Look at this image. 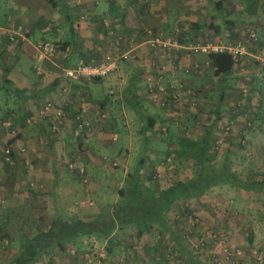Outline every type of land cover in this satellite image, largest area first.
<instances>
[{
  "label": "crops",
  "instance_id": "obj_1",
  "mask_svg": "<svg viewBox=\"0 0 264 264\" xmlns=\"http://www.w3.org/2000/svg\"><path fill=\"white\" fill-rule=\"evenodd\" d=\"M1 1L8 4V0ZM9 1H11V11L3 7L0 9V51L2 52L0 56V114L7 112L10 114L8 117L12 116L13 118V116H16L15 122L16 125H20V130L17 137L13 138L8 133L9 131L2 128L0 124V146L6 144L12 150L8 162H5L0 155V264H10L17 257L22 236H31L38 231H47L56 217L61 218V186L63 184L67 185L61 181L67 171L64 164L68 160L65 155L68 153L67 151L72 153L71 150L74 145L72 140L65 139L61 141L59 136L50 132V126L54 120L53 116L35 125L24 126L22 123L25 116L34 114L46 101L51 100L59 104L60 108L66 113L65 129L71 130L72 134L73 130L77 128L76 126L81 123V120L90 122L94 133L88 137L87 145L82 144L86 146L85 153L82 154L83 156L79 155L78 151L73 153L77 158L79 157L78 163L84 166L88 175L94 176L97 172L102 175L109 164L112 165L109 166L110 170L108 169L111 176L115 177L120 174L123 178L140 160L143 161L144 174L153 171L154 167L156 169L158 163L163 161L164 158L159 160L160 151L155 146L159 143L155 139L158 135V132H156L158 127L156 125L153 130H150L148 119L150 116L157 120L165 118L168 121L170 118L169 116L166 117V115H170L169 113L164 110L161 111L160 107H155L156 105L146 100L145 97L137 95L144 88L140 63L150 57L149 49L143 44L146 41V36L137 37L135 42L137 44L142 43L138 47V57L127 61L134 65L135 73L122 70L121 63L127 62L121 61L119 62L120 65L118 64L115 76H108L105 80L73 82L63 76L61 67L71 63V61L69 62L70 57L76 59L73 62L74 64L85 59L89 62L99 58L98 55H93H95V49H100L101 45H104V49L107 48V44L109 48L114 47L111 38L116 34L118 35V30L120 32L126 31L127 24L124 20L123 2L119 0H53L59 7L63 4L64 7L68 8L75 30V36L71 38L60 8H53L50 0ZM143 4H141V9L145 10L143 14L147 13L149 15L152 5ZM167 11L168 14H164L166 19L158 22L151 13L144 22L145 25L139 28V30H145L141 33H145L150 28L155 29L158 26L160 27L158 30L161 31L174 32L176 28H179V20L183 18V14L180 10L173 8ZM54 18H57L58 23H54ZM103 19L109 20L115 26L113 33L106 32L102 24ZM19 27L29 31L30 37L28 36L24 40L23 35L18 31ZM170 27L172 29L166 30ZM191 27L200 30L202 28L198 24L191 25ZM55 29L59 32L55 39L58 40L59 38L61 42L60 46L57 44L60 48L56 54L60 62L58 60L38 59V43L45 40L33 43L32 35L52 31L53 37L56 35ZM12 32L15 34L12 35ZM183 35H185V32H183ZM183 40L182 44H190L185 39ZM120 41L124 46L127 43L123 39ZM67 42L69 44L61 49V46ZM9 52H12V57ZM184 53L186 54L184 49H179L176 53L177 69L175 75L187 85L205 92L200 84V76L205 70L202 74H185L183 69L188 62L193 60L198 62L199 60L193 56L191 61H188L184 58ZM203 59L201 61H208L206 55ZM240 62L241 60H234L230 75H223L218 83L225 82V80L228 83L227 78L233 76L235 79L236 73L243 75L245 70H239L241 68L239 66L241 65ZM199 63L202 64L200 61ZM241 63L245 69L249 66L244 60ZM257 65L258 63H255L254 66ZM37 66L42 70L41 75L36 73L35 67ZM208 69L209 67L206 71ZM248 77L246 78L248 79ZM169 80L170 78H167L165 85ZM246 87L248 86L243 84L239 89V97L242 101L230 104V107L225 104L226 97H230L228 93H234V90H231L229 85H221V103L217 107V119L211 120L205 126L204 132L198 133L193 141H200L209 130L214 138L220 128L218 120L222 118L225 122L227 120L228 123H234L232 132L227 136L228 146H226L229 148L226 149L227 152L231 147L237 145L245 147L243 145L245 144L256 147L255 150L258 154L263 153L264 101L261 100V94L257 87L251 86L250 90ZM63 88H67L65 93L62 91ZM12 89L21 93L13 94ZM7 90L12 94L6 93ZM252 93H254V97H257V103L251 102L252 104L249 107V103L246 105L245 100L250 102V98L253 99ZM248 95L249 97H247ZM12 102L14 107L9 106ZM146 105L148 108L152 107L158 111L150 113L151 109H147ZM248 107L251 113L247 111V114L256 122L254 127L249 128L245 126V121L242 123V120L245 119L243 111L247 110ZM7 108L16 109L13 112V110H6ZM194 115H197V113L191 116ZM160 121L159 123H161ZM167 126L172 132L171 140L174 143L177 142L181 137L179 133H176L178 128L171 122L167 123ZM102 129L103 132L99 134L97 131ZM106 130L110 131L109 137ZM152 136H155V138ZM160 141L165 143L162 140ZM78 142H81L80 139H78ZM82 145L78 144L80 151L84 150ZM168 178L170 177L164 175L154 179V185H152L156 190H165L173 183ZM223 188L229 191L233 190L229 187ZM75 194L74 191L71 192L72 196ZM103 196L106 197L104 194ZM71 200H75V197H72ZM189 203L192 208L198 207L191 200L176 202L167 212L163 225L144 232L140 238L135 236L133 228H126L111 234L115 246L113 244V252L108 258L117 259L118 264H225L223 262L225 253L218 247L215 252H211V249L208 251L205 249L191 251L189 246L186 243L187 246L184 245L181 241L183 232L179 231V237L176 234L173 228L174 222H183L186 225V222L182 220V216H178V211L188 210ZM195 204H198V202L196 201ZM200 208L201 210L195 209V213L198 212L202 218L200 220L205 223L203 208L201 206ZM204 209L207 208L204 207ZM174 215H176V219H173ZM211 219L209 218L208 222L211 223ZM224 230L226 231L224 233L226 238L231 240L230 243L235 246L241 245V250L245 248L240 237L232 239L227 229ZM105 240L107 243L108 239ZM87 242L88 238H81L74 243L75 245L68 244L65 251L51 249L45 255V259L43 257L36 264H87L81 256V250H77L76 255H70L69 253L70 248L73 247L83 249ZM168 242H171L170 246L166 245ZM241 253L244 257L245 252ZM124 256L126 258L123 261Z\"/></svg>",
  "mask_w": 264,
  "mask_h": 264
},
{
  "label": "rangeland",
  "instance_id": "obj_2",
  "mask_svg": "<svg viewBox=\"0 0 264 264\" xmlns=\"http://www.w3.org/2000/svg\"><path fill=\"white\" fill-rule=\"evenodd\" d=\"M122 3L124 7V20L126 21V31L120 32L117 31L118 35H114L112 39V44L114 47H110L107 44V48L104 49V45H101L100 49H95V55H98L99 57L101 54L105 53H111L115 55L116 57L119 56L122 52H124L127 49V44L129 40L133 39V41L137 40V37L146 36L147 34L141 33V31H145L143 29H140L145 24L147 17L149 15L155 16L156 22L159 20L166 19V15L168 14V9L171 8L175 10H180V12L183 14V18L179 20V28H176L179 30V40L182 42L185 39L188 43H207V44H217L221 47H228L233 46L238 42L246 43V54L242 55L239 59H236L235 61L241 62L244 60L246 63L249 64V66L243 68L242 63L239 65L241 68L239 70L243 69L245 70V73L241 75L240 73H236V78L234 79L233 76H230L228 79V83L225 82L218 83L219 79L222 78L223 74L222 72L215 73L214 71H211L210 68L200 76V84L201 88L205 90H198L199 91V99L202 100V106L197 113V115L189 116V118H186L184 121L188 125V130H182L181 128L177 127L178 131L176 133H179L184 138H188L191 140H194L198 133H203L204 128L213 118V121L217 119L216 117V111L217 107L221 103L220 94H221V85H229L231 87V90H234L233 92H229L230 97H226V105L230 106V104H234L235 102L240 103L242 99L239 97V89L245 84L247 89L250 90L251 86H255L258 88L261 94V100L264 101V22L260 19H252L254 23H250L249 21H244L246 17H240L237 18L239 13H242L244 9L243 3H240L238 0H217L221 4L220 11H216L214 9V6L210 4V0H119ZM158 3H157V2ZM3 2V1H1ZM0 2V3H1ZM7 3L3 2L2 5H0V9L3 7L5 9H10L11 11V1H7ZM145 3L146 5H152V10L149 12V15L143 14L144 9H141L142 5ZM264 0H259L258 4H263ZM140 5V6H139ZM144 5V4H143ZM5 6V7H4ZM42 8V7H41ZM171 13V12H170ZM166 14V15H164ZM264 16V13L261 14ZM168 18V17H167ZM54 23H58L57 18H54ZM1 20V19H0ZM234 21L233 26H231L230 29H228V25L226 24L227 21ZM212 22V25L218 26V36L216 39H214L211 35V29L208 27L210 22ZM157 24V23H156ZM198 24L202 26L200 29H193L191 25ZM134 26V28H132ZM170 26V24H169ZM136 27V28H135ZM157 28V29H156ZM154 28H150L149 30H155V31H161L158 30L160 28L159 26ZM57 29V28H56ZM55 29L56 35L52 37L51 32L44 33V34H38L34 33L32 35V41L35 43L36 41L41 40H47V41H53L54 43L58 44L60 46L61 42L55 39L57 38L59 32ZM162 29V28H161ZM172 27L167 28L166 30H170ZM182 31H181V30ZM62 31V29H60ZM166 34H170L169 32L172 31H162ZM183 32H185V35H183ZM54 33V34H55ZM105 35V34H104ZM111 37V36H110ZM121 39L127 41L126 45L124 46L123 43H120ZM260 42L259 45H256L257 41ZM125 44V43H124ZM13 45V44H11ZM112 45V46H113ZM256 45V47H254ZM15 46V45H14ZM13 47V46H12ZM119 48H121L119 50ZM254 49V50H253ZM12 52H9L11 55ZM2 55V52L0 51V56ZM204 54H194L191 56L197 57V59L202 62V64L205 63L203 58H205ZM12 57V55H11ZM207 57V56H206ZM185 58V57H184ZM59 58L55 57L54 60H58ZM75 58L70 57L69 62L71 61L72 65L75 62ZM60 62V60H58ZM191 61V60H190ZM194 62L196 60H193ZM191 61V63H193ZM198 61V63H199ZM127 62V61H126ZM71 63L69 65H71ZM190 62H188L189 64ZM255 63H258L257 66H254ZM187 64V65H188ZM1 65V63H0ZM120 65V63H119ZM133 64L128 63H121L122 70L128 71L129 73H135L136 69ZM115 73H112L108 76H115ZM103 77L101 79L105 80L107 77ZM225 76V75H224ZM243 76H249L248 79L246 77L243 78ZM194 77V76H192ZM253 78V79H252ZM251 79V80H249ZM249 80V81H248ZM39 81V80H38ZM207 87V88H206ZM213 88V89H212ZM210 89V90H207ZM205 94H204V93ZM201 93V94H200ZM253 99L250 98V102H247L245 100L246 105L251 102H256V98L254 97V93H252ZM249 97V95L247 96ZM257 103V102H256ZM147 104V103H146ZM150 104V103H149ZM12 104H9V106H12ZM147 106V105H146ZM14 107V106H12ZM156 107V106H155ZM231 107V106H230ZM246 108L247 110H244L243 113L245 114V119L242 117V123L251 122L253 124L251 127L255 126V121L252 117H249L248 113H251L250 108ZM7 108L6 110H8ZM16 108H10L9 110H14ZM147 109H151L150 113H155L158 110H154V108L147 106ZM8 110V111H9ZM161 111L164 109H160ZM165 111V110H164ZM166 113V112H164ZM163 113V114H164ZM4 116V113L0 114V119ZM165 116V115H164ZM163 116V117H164ZM170 115H166L168 117ZM251 118V119H247ZM191 119V120H190ZM161 123H169L171 122L170 118L167 121V119L160 118ZM220 124V128L218 129L217 135L214 137V141L221 138L222 144L218 147L217 155L214 161L212 162L213 165L217 168H220L223 160L225 159V156H227V161H225V165L229 166V168L237 173L240 178L242 179H259L264 176V151L263 153L260 152L258 154L255 150L256 147L251 145H244L245 147L241 146H234L231 147L229 152H227V136L232 132L225 134L224 131L222 132V126H226L228 121L226 122L220 118L218 120ZM172 123V122H171ZM234 124V123H233ZM235 126V125H234ZM65 134H61L59 137L62 140L69 139L73 141L72 150L67 151L65 157L68 161L65 162L66 166V172L61 178V181L65 184H61V201H62V208H61V218L65 221L72 222L75 218L82 219V220H89L92 219L95 215L100 213L102 208L109 206L113 203H115L118 199L117 192L122 187L124 178L122 175H118L115 177L111 176V173L109 172V166L107 165V170L102 172L101 175L99 172L94 175H88L86 171V175L91 180V184H84L81 181V178L77 174V172H74V168H69L70 163H75L79 166V157L77 158L76 155L73 153H77L81 156L85 153L86 146H83L82 144L87 145L86 142H78V139L75 137V134L73 135L71 133V130L68 131L67 129L64 130ZM68 132V133H67ZM99 134L103 132L102 130L97 131ZM110 131L106 130V133L108 134V137L110 135ZM171 132V131H170ZM94 132H92L93 134ZM92 134L90 136H92ZM177 134V135H179ZM65 135V136H64ZM156 135V134H155ZM155 138V136H152ZM172 137V132H171ZM157 143L155 146L159 149V160H162L165 158L166 153V144L162 143L159 139V137L156 135ZM163 141V140H162ZM213 141V143H214ZM78 144L82 145L84 147V150L80 151V148L78 147ZM227 145V146H226ZM175 149V148H174ZM65 150V149H64ZM66 151V150H65ZM244 151V152H243ZM227 152V154H225ZM173 154L175 156L174 150ZM72 155V156H71ZM248 155V157L246 156ZM250 155V157H249ZM245 156V157H244ZM159 162V161H158ZM157 163V162H156ZM164 163V160L158 163V166L160 164ZM84 167V166H83ZM109 169V170H108ZM195 165L193 161H189L187 159H175L174 157V170L171 172V175L173 177L168 178V180L175 181V180H186L192 176L193 171H195ZM86 170V169H85ZM218 171V169H216ZM158 172L161 173V176L165 175V170L162 169V167H158ZM74 189V190H73ZM74 191L76 194L74 196L71 195V192ZM242 193V191H241ZM240 191H235L233 189L232 191H229L223 187H215L212 188L207 192L206 195L202 196L200 200H191L194 205H197L198 210H201L200 206L203 208V216H204V222L200 220V216L197 212L195 213V209L192 208L191 204L189 203V209L186 211H178V216H182V220H185L186 215L193 213V215L197 218V225L192 229L193 233H191L193 240H199L201 241L204 239L205 245L199 249V251L204 250H210L211 252H215L217 247L223 251V253L229 252H235L236 250H240L241 252H245L243 254L244 257L241 255L238 257L240 260V264H258L255 262L256 257L261 258V263L264 264V193L254 194L253 197L249 196L248 193L241 194ZM106 195L105 196H103ZM116 194V195H115ZM72 197H75V200H71ZM252 197V198H251ZM256 197V198H254ZM117 198V199H116ZM63 199H66L65 201ZM116 200V201H115ZM196 201L198 204H195ZM201 203V205H199ZM204 204V206H203ZM207 208V209H204ZM197 210V211H198ZM209 218H212L211 223L208 222ZM176 219V215H174V218ZM202 219V218H201ZM179 223V224H178ZM183 222H174L173 228L176 231V234L178 235L179 231L183 232L185 229L189 228V226L185 225ZM227 229L229 234H231L232 239H238L239 237L243 240L245 248L241 250V245L235 246L234 244L230 243L231 240L229 238H226V231L224 229ZM223 234V235H222ZM242 235L243 237H241ZM179 237V235H178ZM252 238L253 242L250 245L248 243V238ZM94 238V237H91ZM97 240L99 243H106L104 240ZM235 243V242H234ZM167 246L171 245V242L166 243ZM186 245V244H185ZM187 246V245H186ZM74 248V247H73ZM76 248V247H75ZM88 244H85L84 248L81 249V252L85 249H88ZM77 249V248H76ZM100 249H98V252H100ZM97 251V250H96ZM104 253L105 258L102 261V264H118L117 259L108 258L106 254V245L104 246ZM45 259V255L43 256ZM125 256L122 259L125 260ZM120 259V258H119ZM220 260V258H218ZM221 261V260H220ZM46 262V261H45ZM121 262V261H120ZM223 262L225 264H229L225 257L223 259ZM242 262V263H241Z\"/></svg>",
  "mask_w": 264,
  "mask_h": 264
},
{
  "label": "trees",
  "instance_id": "obj_3",
  "mask_svg": "<svg viewBox=\"0 0 264 264\" xmlns=\"http://www.w3.org/2000/svg\"><path fill=\"white\" fill-rule=\"evenodd\" d=\"M238 1L243 3L244 9L242 13L237 15V18L244 16L246 17L244 21H249L250 23H254L253 18H258V20L260 19L264 22V16L261 15L264 13V3L258 4L259 0ZM50 3L53 8L58 9L59 5L53 0H50ZM210 4L214 6L216 11H220L221 4L219 1L210 0ZM59 8L72 38L75 36L74 22L68 13V8L64 7L63 4ZM212 22H210L208 27L211 28L210 35L216 39L219 28L218 26L212 25ZM233 23L234 21H227L228 29L233 26ZM6 39L8 40V38ZM260 42L261 40L259 42L257 41L256 45H259ZM68 44V42L65 43L61 46V49H64V46ZM206 56L211 71L215 73L220 71L225 76L230 75L234 60L229 54L226 52H218L210 53ZM84 62L86 63L88 60L85 59ZM12 91L14 92L13 94L21 93L15 89H12ZM6 93L12 94L8 90ZM8 116L10 114L6 112L3 117L7 118ZM3 117L0 122L5 119ZM170 121L172 122V120ZM148 123L150 130H153L156 125L158 128L161 125L167 126V123H159V120L154 119L152 116L149 117ZM167 132L168 135L166 137H163L159 133L157 135L167 146L164 157L169 155V147H171L173 149L175 148V159L184 158L193 161L196 169L190 178L184 181L177 179L167 189L156 190L153 186V176L156 172L155 167L153 171L149 172L150 174H144L142 168L143 161L140 160L126 174L123 185L117 192L118 199L115 203L102 208L100 213L92 219L82 220L75 218L72 222H68L58 216L52 221L47 231H38L31 236H22L19 253L10 264H36L51 249L65 251L68 244H74L81 238L89 239L91 237L98 240L108 239L109 243H106L108 244L106 246V254L110 256L113 252L112 248L114 244L111 234L126 228H133L135 236L140 238L144 232L154 229L156 226L163 225L167 212L178 201L199 200L207 191L215 187H229L235 189V191H240V193L242 191L241 194L244 192L248 193L252 197L254 194L264 193V176L259 179L244 180L240 178L235 171L225 165L227 156H225L220 168L213 165L212 162L216 158L217 149H215V141L211 136L210 130L198 142L181 136L174 143L171 140L169 126L167 127ZM252 242V238L249 237L248 243L251 245ZM76 250L80 251L81 249L77 248ZM190 250L193 251L192 249Z\"/></svg>",
  "mask_w": 264,
  "mask_h": 264
},
{
  "label": "built area",
  "instance_id": "obj_4",
  "mask_svg": "<svg viewBox=\"0 0 264 264\" xmlns=\"http://www.w3.org/2000/svg\"><path fill=\"white\" fill-rule=\"evenodd\" d=\"M102 24L107 33H113L115 26L110 23L109 20L103 19ZM18 31L23 35V39H27L29 31H25L22 28H18ZM15 34L12 32V35ZM146 41H144L146 47L150 51V57L146 60L141 61L140 68L143 72V82L144 88L137 93L138 96L145 97L156 107L164 109L170 114V118L177 127L182 130H188L189 127L185 123V119L194 113H198L201 106L202 100L199 99V91L190 85H187L182 79L177 78L175 75V70L177 69L176 63V53L179 49H184V57L190 61L191 56L194 54H204L208 55L210 53L226 52L229 54L233 60L239 59L242 55L246 54V43L238 42L233 46H228L226 48L215 44L207 43H190L186 45L179 40L178 34L179 30L176 29L170 34H166L162 31L146 30ZM142 43H136L133 39L129 40L127 49L115 56L111 53L102 54L97 60H90L89 62L79 61L73 65L62 66L61 70L63 72L64 78L73 82L80 81H92L106 77L112 73H115L118 69V64L121 61H129L136 59L138 57V47ZM58 52V46L56 43L51 41H41L38 43L37 58L41 60L53 61ZM209 67V62L206 61L204 64L193 62L189 63L184 67L183 72L185 74H201L206 68ZM264 68V64H263ZM36 73L38 75L42 74V70L37 66L35 67ZM167 78H170L167 82ZM62 91L65 93L67 88H63ZM54 117L53 123L50 126V132L53 135L60 136L65 134V121L66 113L60 108L59 104L54 101L48 100L37 111L32 114L25 116L22 125L31 126L43 121L48 117ZM16 116L8 117L0 122L1 127L9 131L13 138L17 137L20 130V125H16ZM79 119V118H77ZM213 120V118H212ZM233 123L222 126V132L225 134L231 132ZM247 128L251 127V122L245 123ZM75 130H73V135L81 142H86L88 137L93 132V126L88 121L81 120ZM166 125H161L157 132L166 137L168 135ZM65 136V135H64ZM85 139V140H84ZM222 144V139L219 138L215 141V149ZM245 145V144H243ZM173 148L169 147V155L164 158V163L160 164L158 167H162L165 170V175L168 177H173L171 172L174 170V154ZM11 147L9 145L0 146V155L3 157L5 162H8L11 157ZM158 167L153 176L154 179H158L161 173L158 172ZM69 168H74L73 171L77 172L81 181L84 184H91V180L86 175L85 168L81 165L75 163H70ZM173 169V170H172ZM186 225L189 226L184 233L181 235L182 242L187 244L192 250H199L205 245L204 241L193 240L191 233H193V228L197 225V218L190 213L185 217ZM88 249L81 252L82 258L87 262V264H102L105 258L104 246L106 243H99L94 238H89ZM100 252H98V249ZM97 250V251H96ZM78 251L76 248H70V255H76ZM241 255L239 250L229 253L225 251V260L229 264H240L239 256ZM256 263H261V258L256 257Z\"/></svg>",
  "mask_w": 264,
  "mask_h": 264
}]
</instances>
